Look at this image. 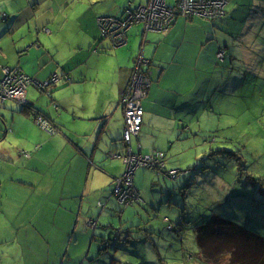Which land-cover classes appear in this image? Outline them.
<instances>
[{
  "label": "crops",
  "instance_id": "obj_1",
  "mask_svg": "<svg viewBox=\"0 0 264 264\" xmlns=\"http://www.w3.org/2000/svg\"><path fill=\"white\" fill-rule=\"evenodd\" d=\"M66 1L0 0V81L4 68H18L38 81L56 73L72 79L54 84L52 97L34 83L27 90L26 100L54 121L58 134L36 125L33 108L12 100L0 103V248H10L0 254V264H80L86 256L98 264L131 259L176 263L163 261L162 246L179 243L174 230V236L165 234L161 225L165 228L166 217L178 225L185 216L174 215L181 209L168 186L155 180L159 174L144 166L136 170L141 203L123 206L112 197V187L126 168L121 92L146 36L152 85L143 99V128L132 147L144 154L165 151L167 167L180 168L181 152L192 150L199 134L206 135L202 143L207 145L216 143L213 136L225 129L220 122L205 129L195 126V107L209 120L210 104L201 103L211 102V92L213 98H226L232 87L252 77L264 81V0H229L225 16L217 19L178 16L165 32L146 34L144 24H137L128 33L129 49L99 41V18L123 14L66 16ZM70 16L80 24L74 30L69 27V33L65 26ZM220 49L226 51L223 61L217 58ZM195 86L200 101L194 99ZM23 150L31 156H23ZM188 171L178 180L187 179ZM13 185L16 192L11 191ZM153 186H160L159 192L151 190ZM163 196H168L166 202ZM140 222L149 228L147 234L137 227ZM111 224L131 236L119 241L113 255L97 250L112 232ZM128 247L134 251H126Z\"/></svg>",
  "mask_w": 264,
  "mask_h": 264
},
{
  "label": "rangeland",
  "instance_id": "obj_2",
  "mask_svg": "<svg viewBox=\"0 0 264 264\" xmlns=\"http://www.w3.org/2000/svg\"><path fill=\"white\" fill-rule=\"evenodd\" d=\"M126 1L127 0H67L64 4L65 15L67 16L72 12L81 15L83 12H88L91 15L97 16L123 14L118 17L112 15L116 20L106 24L102 23L106 25L105 34L111 35L114 31L112 24L116 23L119 26L120 21L118 20L124 17L126 7L132 3L133 5L130 4V8H133L139 4L141 0H129L127 3ZM79 24L80 23L76 22L73 17H67L65 31L69 32V27L74 30L78 28L76 25ZM102 24L100 20H98V26L101 31H103ZM137 26L139 25L134 27ZM132 33L135 36L138 34L135 32ZM135 36H132V38L135 39ZM104 40V37L99 39V41ZM114 41H117L116 37L112 40V42ZM130 42H133V39H131ZM131 46L132 44L128 43V39L123 46L113 45L114 48L124 47L126 49H129ZM94 51H97V49ZM200 75L203 76V73H200ZM206 75L211 76L212 74ZM62 78L68 81L72 80L69 74H53L50 78V82L45 83L43 86L44 89L41 91L46 92L47 95L51 97L50 90L52 86L57 84ZM214 89L215 86H212L211 90L213 91ZM200 93L199 86H195V101L201 100ZM203 98H205V96ZM207 98H210L211 102L209 103L206 101L201 104H210V119L207 120L205 116H200L199 111L201 107H195V126L205 129L208 123H222L225 129H223L220 134L213 136L216 139V143L203 144L202 142L206 138V135L199 134L193 149L181 152V154L184 155L182 157V166L177 169L185 172L184 174L189 170L186 177L187 179L181 180L182 182L178 180L181 176H179L177 180H171L161 177L163 175L156 174L158 178L155 180L164 187L168 186V190L173 194V200L178 203L181 210L176 211L174 215L180 217L184 214L185 219L181 218L180 222L181 224H186L185 232L187 231L189 234V237L183 242H180L177 247L172 244L162 246V250L166 252V254H163V261H175L178 259L175 252L176 250L178 257L182 255L183 258H181L180 262L176 261L177 263L175 264H183V262H185L184 264H191L190 260L192 258L188 257L190 260L187 258L188 253L196 256L200 252L196 233L200 228L205 226L204 222L208 221L213 214L226 216L227 219L239 223L244 230H240L242 228L237 226V233L234 232L233 234L232 229H228L226 232L217 229L220 234L226 235L229 240H225L224 237L221 236L219 238L217 234L214 233L215 235L212 240L214 247L212 251L213 254L216 253L218 255V261L214 258L211 260L212 264H231L230 260L232 259V255L235 253V255H237L239 249H242L240 254L247 251V256H250V252L255 251V253H260L261 255H257L259 257H257L258 260L264 259V241H261L260 238V236L264 238V197L260 198L264 196V189L263 193H257L254 189H248V185H244L238 179V176L248 178L253 175L257 177L264 175V81L259 77H252L244 81L241 85L232 87L226 98H213L212 92ZM218 99H222V102H219ZM16 101L14 102L17 104L20 103L21 107L25 109L31 107V103H29L28 100V104L26 101L22 102L17 99ZM197 104L196 102L195 105ZM241 143L247 148H242ZM21 154L27 157L23 153ZM188 183H191V185L188 186ZM255 186L264 188V181L262 179L256 181ZM17 188L16 185H13L11 191L16 192ZM151 190L159 192L160 186H153ZM167 197L168 196H163L165 202L167 201ZM184 208L186 212L182 210ZM165 211L166 205H163L162 212L164 213ZM164 222H167V220H164ZM171 224H173V222ZM161 226V230L165 234L174 236L171 231L164 228L163 223ZM137 227L144 229V233L147 234L145 229L149 228H146L141 222ZM223 228H225V226ZM186 234L184 233V239ZM132 235V237L135 238L139 237L138 234L135 233ZM209 243L211 244L210 241ZM235 245L237 249L234 248ZM9 249L10 248L7 247H1L0 254L5 250L10 251ZM16 249L18 253V247ZM25 250L27 251L26 248ZM207 250L209 249L207 248ZM126 251H134V248L128 247ZM28 252L30 251H27V253ZM115 252L116 250L113 251V254ZM204 256L205 255L201 258L204 259ZM158 260L159 258H157V261ZM127 261L129 262H125L124 264H143V262H134L133 259ZM206 262L205 260V263ZM161 263L162 262L159 261L156 264ZM20 264L26 263L23 261L20 262ZM80 264L98 263L92 262L91 258L86 256Z\"/></svg>",
  "mask_w": 264,
  "mask_h": 264
},
{
  "label": "built area",
  "instance_id": "obj_3",
  "mask_svg": "<svg viewBox=\"0 0 264 264\" xmlns=\"http://www.w3.org/2000/svg\"><path fill=\"white\" fill-rule=\"evenodd\" d=\"M228 0H147L146 3L140 4L135 8H127L126 15L120 18L119 26L113 23L111 35L105 34V26L110 21L116 20L112 16L100 18L104 36L110 37L117 41L112 42L114 46H123L127 42V32L132 25L137 23L144 24L145 33L149 31L165 32L171 29L178 16H201L207 19L221 18L226 14V5ZM147 41L144 36L143 42ZM144 44L135 58V64L131 70L129 82L121 93L120 102L124 111V135L123 144L125 152L123 155L126 165L125 172L118 177L115 183L114 195L121 204L132 203L140 199V194L134 184V174L142 166L153 169L157 174L164 175L171 179H177L185 172L179 169H169L166 166L165 153L163 151H154L149 154L135 152L132 147V139L140 134L144 124V106L143 99L149 92L152 84L151 73L149 71L150 61L144 54ZM225 49H220L217 58L219 61L225 59ZM58 76V75H55ZM38 81L29 74L18 68H4V77L0 82V103L6 100H21L27 102V90L31 84H37L39 88L44 89L45 83L50 82ZM17 102V101H16ZM20 105V103H19ZM35 122L43 129L50 133H55V127L44 120L43 116H35ZM166 223L169 219L166 217ZM91 226H95V221H90ZM168 228H173L171 222Z\"/></svg>",
  "mask_w": 264,
  "mask_h": 264
},
{
  "label": "trees",
  "instance_id": "obj_4",
  "mask_svg": "<svg viewBox=\"0 0 264 264\" xmlns=\"http://www.w3.org/2000/svg\"><path fill=\"white\" fill-rule=\"evenodd\" d=\"M229 1V0H228ZM140 4H143V3H140ZM140 4H137L136 6H138V5H140ZM130 6L131 5H129V6H127L126 7V9H125V12H124V15H126V10H127V8H130ZM136 6H134L133 8H135ZM227 6V5H226ZM197 16V15H196ZM225 16V15H224ZM198 17H201V16H198ZM203 18V17H202ZM121 19H123L122 17H121ZM137 24H139V23H137ZM137 24H134V25H132V27H134L135 25H137ZM131 27V28H132ZM130 28V29H131ZM100 29V28H99ZM129 29V30H130ZM128 33H129V31L127 32V36H128ZM100 34H101V39H102V37H104L106 40H109V42L112 44V40H111V38L110 37H107V36H104V34H103V32L100 30ZM114 44H112V46H113ZM147 59V58H146ZM150 61V60H149ZM150 65L152 66V63L150 62ZM134 66V65H133ZM149 69H150V66H149ZM71 76V75H70ZM61 81H64V82H68V80L67 79H65V78H62V79H60L59 80V82H61ZM58 82V83H59ZM128 82H129V80H128ZM128 84V83H127ZM151 88V87H150ZM150 88H149V90H150ZM122 93V92H121ZM50 94H51V97H52V94H53V91H52V89L50 90ZM53 105H54V107L56 108V109H58V106H57V104H56V102H54L53 101ZM31 108H33L32 109V112H33V119H34V122H35V116L37 115V116H43L44 117V120L47 122H49V123H51L54 127H55V129H56V132L55 133H50V132H48L47 130H45V129H43L38 123H36V125L37 126H39L43 131H45V133H47V134H58L61 130H60V128L57 126V125H55V123H54V121L46 114V113H44V112H42V111H40L39 109H37V107L35 106V103L33 104V107H31ZM143 128V127H142ZM158 151H162V150H158ZM164 153H165V159H166V152L165 151H163ZM21 153H23L24 155H26L27 157H30L31 156V153L30 152H28V151H25V150H23V151H21ZM27 153H28V155H27ZM167 162V161H166ZM166 166H167V163H166ZM200 168H202V167H200ZM164 176V175H163ZM238 179L244 184V185H248L247 186V188L248 189H254V191L255 192H262L263 193V187H258V186H255V182L256 181H259L260 179H262L263 181H264V175H262V176H260V177H257L256 175H253V176H250V177H248V178H242V177H240V176H238ZM114 188H115V185H113V187H112V197H114L116 200H117V198H116V196L114 195ZM139 192V191H138ZM139 194H140V192H139ZM264 194V193H263ZM140 199H138V200H135L134 202H132V203H128V204H121L118 200H117V202L119 203V204H121V205H123V206H129V205H132V204H136V203H141V202H143V199H142V196H141V194H140ZM264 196H261L260 198H263ZM213 200V199H212ZM168 219H169V223H170V221H171V219L169 218V217H167ZM169 223H166V226H165V228L168 230V231H171V230H174V232H175V236H176V240L178 241V243H180V242H183L184 241V230H183V225L181 224V222L179 221L178 222V225H175L174 223L172 224L173 225V228L171 229V228H168V224ZM204 224H205V226L204 227H202V228H200L199 229V231L196 233V239H197V243H198V247H199V249H200V252L196 255V256H194L193 254H190V253H188V255H187V258L188 257H191L192 259L190 260L189 258V260L191 261V264H212L211 263V260L212 259H214V258H216V260L218 261V255L215 253V254H213V251H212V249H213V247H214V245H213V243H212V240H213V237H214V233H216L217 234V237H219L220 238V236L221 237H224V239L225 240H229L227 237H226V235H224V234H220L219 233V231H220V229L221 230H224L225 232L228 230V229H232L233 230V234H234V232L235 233H237V231H236V227L238 226L239 228H242V229H240V230H244V228L242 227V226H240V224L239 223H236V222H234V221H231V220H229V219H227L226 218V216H223V215H217V214H213L212 216H211V218L208 220V221H206V222H204ZM225 226V228H223ZM93 227H96V225L95 226H93ZM92 228V227H91ZM93 229V231H94V228H92ZM219 231H218V230ZM248 230V229H247ZM250 232V231H249ZM251 233V232H250ZM252 234V233H251ZM256 235H258V234H256ZM260 236V235H259ZM260 238H261V241L263 240L264 241V238L262 237V236H260ZM209 241L211 242V244L209 243ZM214 242V241H213ZM207 248L209 249V250H207ZM234 248L235 249H237V246L235 245L234 246ZM176 251V250H175ZM242 251V249L240 250L239 249V252H238V254L237 255H232V259L230 260V262H231V264H264V259L262 258V259H260V260H258L257 259V257L258 256H261L260 255V253L259 254H257V253H255V251H251L250 252V256H247V251H244L243 253H241L240 254V252ZM177 252V251H176ZM256 254V255H255ZM203 255H205L204 256V259H202L201 257L203 256ZM258 255V256H257ZM255 259H254V258ZM177 261L178 262H180L181 261V258H183V256L181 255L180 257H178L177 256ZM259 258V257H258ZM205 260L207 261L206 263H205ZM177 263V262H176ZM185 262H183V264H184ZM169 264H175V263H169Z\"/></svg>",
  "mask_w": 264,
  "mask_h": 264
},
{
  "label": "water",
  "instance_id": "obj_5",
  "mask_svg": "<svg viewBox=\"0 0 264 264\" xmlns=\"http://www.w3.org/2000/svg\"><path fill=\"white\" fill-rule=\"evenodd\" d=\"M32 104H34L32 102ZM112 232L106 237L102 238L100 246L97 248L98 252H104L109 250L110 253L113 255V251L118 249L119 241L123 243L129 241L128 239L131 237L130 232L124 230L122 228H117L113 224H111ZM90 252V250L88 249Z\"/></svg>",
  "mask_w": 264,
  "mask_h": 264
},
{
  "label": "clouds",
  "instance_id": "obj_6",
  "mask_svg": "<svg viewBox=\"0 0 264 264\" xmlns=\"http://www.w3.org/2000/svg\"><path fill=\"white\" fill-rule=\"evenodd\" d=\"M171 222V221H170ZM166 223V222H165ZM172 223V222H171Z\"/></svg>",
  "mask_w": 264,
  "mask_h": 264
}]
</instances>
